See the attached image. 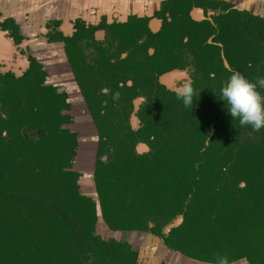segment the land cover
<instances>
[{"label":"flooded vegetation","instance_id":"af4514ba","mask_svg":"<svg viewBox=\"0 0 264 264\" xmlns=\"http://www.w3.org/2000/svg\"><path fill=\"white\" fill-rule=\"evenodd\" d=\"M61 3L74 8L71 27L65 31L61 21L52 19L36 34L22 35L13 19L0 16L1 135L7 137L5 127L20 117V136L37 140L40 130L31 127L34 112L58 113L68 118L59 127L73 134L71 169L79 178L83 174L78 156L82 154L80 163L87 166L90 149L93 166L95 158L102 164L116 161L119 149L122 162L138 156L148 164H183L198 170L184 174L200 181L193 196L187 185L188 206L176 205L169 195L172 203L166 207L137 206L181 212L148 221L147 234L124 231L131 233V240L123 242L137 251L139 264H178L180 259L181 264H212L178 250L161 252V247L171 229L182 224L183 212L208 208L213 200L233 206L247 199L250 206L244 214H249L250 227L264 228V193L251 197L241 191L246 181L264 180V128L241 126L220 99L221 86L233 71L252 81L264 77V17L228 0ZM39 42H57L71 72L63 74L56 63L39 61L32 47ZM39 50L43 55L45 48ZM187 79L196 93L192 108L174 91ZM257 90L264 95V88ZM127 177L134 176L125 173ZM158 227L159 232L153 231ZM260 239L264 245V237ZM144 245L155 251L144 253ZM237 262L249 264L245 258L229 264Z\"/></svg>","mask_w":264,"mask_h":264},{"label":"trees","instance_id":"16d2710c","mask_svg":"<svg viewBox=\"0 0 264 264\" xmlns=\"http://www.w3.org/2000/svg\"><path fill=\"white\" fill-rule=\"evenodd\" d=\"M65 119L58 113L34 112L31 127L40 130L37 140L20 136L24 124L20 117L5 127L7 137L0 130V264H139L137 251L126 243L96 233L98 219L109 230L147 234L148 221L181 212L138 210L137 206L166 207L172 203L167 195L176 205L188 206L187 185L191 184L193 196L200 181L184 174L199 171L183 164H148L138 156L122 162L116 149V161L102 164L95 158L96 202L80 192L83 176L71 169L73 134L59 127ZM125 173L134 177L125 179ZM163 173L175 177L158 178ZM246 183L242 192L251 197L264 193V180ZM240 200L233 206L213 200L208 208L183 212L182 224L171 229L161 252L178 250L212 264L217 256H227L229 263L245 258L249 264H264V245L259 242L264 228L250 227L249 214H244L250 203ZM153 231L159 232V227Z\"/></svg>","mask_w":264,"mask_h":264},{"label":"crops","instance_id":"0c3cea01","mask_svg":"<svg viewBox=\"0 0 264 264\" xmlns=\"http://www.w3.org/2000/svg\"><path fill=\"white\" fill-rule=\"evenodd\" d=\"M228 1H231L239 9H245L264 17V0ZM73 10L72 5H63L58 0H0V16L13 19L22 35L36 34L45 26L48 20L52 19L61 21L60 28L65 31L71 27ZM44 43L39 42L32 45L38 60L44 63H56L61 73H70L65 54L58 48V43ZM41 47L45 48L43 55L39 50ZM63 67L66 70H64L65 68L62 69ZM54 82L60 83L57 78Z\"/></svg>","mask_w":264,"mask_h":264},{"label":"clouds","instance_id":"9594fccd","mask_svg":"<svg viewBox=\"0 0 264 264\" xmlns=\"http://www.w3.org/2000/svg\"><path fill=\"white\" fill-rule=\"evenodd\" d=\"M258 86L264 88V77L252 81L233 71L222 84L220 97L233 120L238 119L241 126L250 125L254 131L264 128V95L257 90ZM174 91L185 107L192 108L196 93L190 79L178 84ZM216 264H229L228 257L217 256Z\"/></svg>","mask_w":264,"mask_h":264},{"label":"rangeland","instance_id":"374dc122","mask_svg":"<svg viewBox=\"0 0 264 264\" xmlns=\"http://www.w3.org/2000/svg\"><path fill=\"white\" fill-rule=\"evenodd\" d=\"M74 127L77 129V126H75L74 125ZM79 128V127H78ZM82 131V130H81ZM83 132V131H82ZM84 133V132H83ZM90 134V132H88V135ZM79 138V137H78ZM93 153H92V151H90L89 152V157H90V163L88 164V166H90V167H92V163H93V159H91L92 158V155ZM92 155V156H91ZM83 157V156H82ZM88 162V159H87V161H86V163ZM78 167H81L80 165H78ZM79 171H81L82 173H83V171L82 170H80L79 169ZM84 181H85V183H84ZM84 181H82L83 182V184H82V188H81V185H80V191L81 192H85V191H83L84 189V186H86V181L87 180H84ZM91 190H93V189H91ZM89 191H87V192H85L88 196H90V197H93V198H97L96 197V195H95V193L93 194V192H94V190L93 191H90V193H88ZM96 233L97 234H99L101 237H103V238H116V239H118V240H121V241H123V240H131V237H130V234L131 233H129V232H124V231H113V230H108L107 229V226L104 224V222L101 220V219H99L98 221H97V224H96ZM151 253V252H150ZM153 253V252H152ZM145 257H147V254L146 255H144ZM182 263V261H181V259L178 261V264H181ZM235 264H238V262L237 263H235Z\"/></svg>","mask_w":264,"mask_h":264},{"label":"water","instance_id":"95a60500","mask_svg":"<svg viewBox=\"0 0 264 264\" xmlns=\"http://www.w3.org/2000/svg\"><path fill=\"white\" fill-rule=\"evenodd\" d=\"M58 1H64V0H58ZM66 1H73V2H77L78 0H66ZM94 2V0H90V5L92 4ZM65 5H71V4H65ZM89 5V6H90ZM81 150V149H80ZM90 151H92V153H93V150H91L90 149ZM93 155V154H92ZM91 155V156H92ZM81 156H82V154L80 153L79 154V156H78V159H79V165L81 166L80 167V170H82L83 171V177H81L80 179H79V186L81 185V188H82V184H83V182L82 181H84L85 180V177L87 176V181H86V186H84V190L83 191H85V192H87V191H89L88 193H90V191H93L94 190V192H93V194L95 193V195H96V191H95V187H94V183H93V180H92V168L94 167L93 166V163H92V167H90V166H83L81 163H80V159H81ZM91 159H93V162H94V155L92 156V158ZM90 158H89V163H90ZM88 163V164H89ZM81 172V171H80ZM84 183H85V181H84ZM84 185V184H83ZM91 189H93V190H91ZM81 192V191H80ZM85 192H81L82 194H85V195H87ZM97 197V196H96ZM93 198V197H92ZM94 200L96 201V202H98L97 201V198L95 199L94 198ZM97 208H98V206H97ZM99 209V208H98ZM97 209V210H98ZM180 218H181V216L179 217V219H177L174 223H173V225H176L178 222H179V220H180ZM99 220V219H98ZM108 229V228H107ZM109 230V229H108ZM135 235V233H133L131 236H134ZM143 248L145 249L144 250V253H148V252H154L155 251V247H147V246H143Z\"/></svg>","mask_w":264,"mask_h":264}]
</instances>
